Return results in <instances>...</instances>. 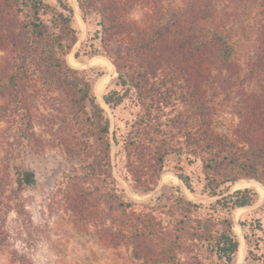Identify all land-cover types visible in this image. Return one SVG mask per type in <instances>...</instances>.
I'll return each instance as SVG.
<instances>
[{
	"label": "trees",
	"instance_id": "1",
	"mask_svg": "<svg viewBox=\"0 0 264 264\" xmlns=\"http://www.w3.org/2000/svg\"><path fill=\"white\" fill-rule=\"evenodd\" d=\"M76 3L84 22L96 17V28L74 55L110 60L116 77L102 99L111 110L128 106L131 117L122 131L111 130L89 69L67 63L78 40L68 0H0V118L16 125V144L8 143L0 159V250L6 218L19 213L21 188L33 179L18 164L19 148L46 142L33 131L39 100V127L76 162L63 188L70 211L105 217L113 242L130 247L143 264H233L239 245L231 211L253 204L256 192L228 189L243 178L264 186V0L234 4L235 12L260 18L242 65L218 0H182L165 9L155 0ZM223 109L232 117L228 125ZM112 143L123 159L121 176L135 189L149 192L174 156L182 184L195 193L181 162L198 163L199 194L216 198L209 205L180 192L148 203L127 198L111 172ZM261 211L263 218L239 224L247 239L254 234L264 245V202ZM9 253L11 264H33ZM247 259L264 264V248H249Z\"/></svg>",
	"mask_w": 264,
	"mask_h": 264
},
{
	"label": "rangeland",
	"instance_id": "2",
	"mask_svg": "<svg viewBox=\"0 0 264 264\" xmlns=\"http://www.w3.org/2000/svg\"><path fill=\"white\" fill-rule=\"evenodd\" d=\"M53 2V0H48ZM159 2L162 9L168 5L181 3L182 0H155ZM73 5L74 26L78 30V40L66 56L67 63L73 68L89 69L92 76L93 92L98 100L102 102V94L107 88L113 86L116 71L110 60L103 55L75 57V51L89 38L95 26L96 17L91 15L88 22L81 19L76 0H68ZM219 7L226 17V25L230 29L234 52L239 64L246 60L252 49L254 27L260 19L254 11L235 12L236 0H218ZM237 13V15L235 14ZM141 8L138 6L132 16L138 18ZM95 75V77H94ZM99 79V80H98ZM98 101V102H99ZM99 102V103H100ZM106 115L111 124V130L118 127V131L124 129V123L130 119L131 108L119 106L115 110L107 108L102 103ZM228 111V112H227ZM43 112L41 101L34 104V127L36 137L46 142L42 144L23 145L19 148L20 157L18 164L32 172V181L25 183L21 188L18 205L19 213L11 211L5 222L7 237L4 241V249L0 250V264H11L10 253L17 252L33 264H143L131 255V248L126 245H117L113 242L109 223L105 217L99 219L90 214L76 215L67 208L63 196V188L66 183L67 171L76 165L69 162L62 148L57 146L50 137L39 127V113ZM0 159L10 146L14 143L16 125L7 118H0ZM232 117L230 111L222 110L223 124L228 125ZM48 138V141H47ZM117 146L111 147V172L122 193L129 199L138 203H148L156 196H165L180 192L187 199L200 205L211 204L216 196L208 197L199 194L200 184L196 181L199 173V164L188 166L183 159L184 170L190 173L195 187V193L190 192L174 173L176 157L170 156L164 169L160 173L156 185L149 191L143 192L135 189L128 181L123 179V159L116 156ZM1 169V168H0ZM4 176L3 171L0 172ZM66 174V175H65ZM13 174L10 175V178ZM244 179V178H243ZM243 179L237 180L228 190L248 187L256 192L255 202L249 206L234 208L231 211L233 231L237 235L239 248L235 254L233 264H253L246 260L247 250L260 251L264 248L262 243L254 242V234L247 239L245 230L240 226L242 220L263 218L261 211L264 202V190L256 183L247 182ZM10 180V179H9ZM264 187V186H263ZM261 235L260 231L255 232ZM246 254L243 257V248Z\"/></svg>",
	"mask_w": 264,
	"mask_h": 264
},
{
	"label": "water",
	"instance_id": "3",
	"mask_svg": "<svg viewBox=\"0 0 264 264\" xmlns=\"http://www.w3.org/2000/svg\"><path fill=\"white\" fill-rule=\"evenodd\" d=\"M72 5V4H71ZM72 7H73V5H72ZM73 9H74V7H73ZM74 14H75V10H74ZM95 92V91H94ZM95 94V93H94ZM95 96H96V94H95ZM96 98H97V96H96ZM97 100H98V98H97ZM99 101V100H98ZM100 102V101H99ZM100 103H102L104 106H106L107 108H109L106 104H105V102L103 101V99H102V102H100ZM114 144L112 143V146H113ZM244 181H247V182H252V183H256V184H258L259 186H261L262 188H263V190H264V187H263V185L261 184V182H259V181H257V180H255V179H249V178H244L243 179ZM243 257H242V259H244V257H245V254H246V247H244L243 248ZM239 264V263H238Z\"/></svg>",
	"mask_w": 264,
	"mask_h": 264
}]
</instances>
